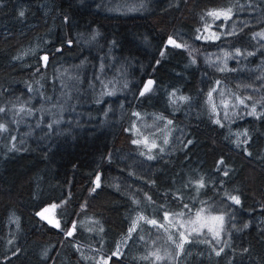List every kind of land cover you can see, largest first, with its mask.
I'll return each instance as SVG.
<instances>
[{"label": "trees", "instance_id": "trees-1", "mask_svg": "<svg viewBox=\"0 0 264 264\" xmlns=\"http://www.w3.org/2000/svg\"><path fill=\"white\" fill-rule=\"evenodd\" d=\"M263 30L264 0H0V264H264ZM203 208L219 237L150 247Z\"/></svg>", "mask_w": 264, "mask_h": 264}, {"label": "rangeland", "instance_id": "rangeland-1", "mask_svg": "<svg viewBox=\"0 0 264 264\" xmlns=\"http://www.w3.org/2000/svg\"><path fill=\"white\" fill-rule=\"evenodd\" d=\"M216 12H226V11H216ZM231 13H229L228 17L225 18V16L220 15L219 17H214L212 16V21L211 23H208L207 25L204 26L203 32H201V37L200 40L203 42H212V41H217L221 38H223L225 35H227V32L235 30V26L239 23V19H232L230 18ZM228 20V21H227ZM229 23V24H227ZM214 34V36H213ZM259 35L257 36L258 39L264 42V30L258 33ZM185 52L188 55H191L195 59H197L200 56V53H193L190 48L185 47ZM68 78L64 77V83L66 82ZM63 81H60V86H63ZM65 85V84H64ZM221 105L223 107H226L228 105V100L225 98H221ZM51 109H54L53 107H48L47 108V113L51 111ZM156 119V120H155ZM148 122H143L142 124V133H144V136L140 137L139 140L136 142L142 144L143 146H147L149 150H158L161 151L163 150L164 147L161 140H159L160 136L162 135V127L158 125V120L157 118H154V122L150 121L148 119H145ZM161 130V131H160ZM51 219H56L55 214L52 216ZM156 224V223H154ZM223 225V218L219 215L213 214L209 208H203L200 210L196 216L190 218V219H176V220H167L164 224H159L158 226L163 229V235H157L155 236L154 241L150 245V247L154 249H165V244L166 241L169 243L175 245V247H178L179 245L176 244V234H180V240L184 241L187 239V235L190 234H195V233H202V232H207L213 237L217 238L219 237L221 233ZM91 227V226H90ZM85 229L87 228V223H84L81 225V230L84 233ZM92 229V228H91ZM166 241H165V238ZM179 241V240H178Z\"/></svg>", "mask_w": 264, "mask_h": 264}, {"label": "water", "instance_id": "water-1", "mask_svg": "<svg viewBox=\"0 0 264 264\" xmlns=\"http://www.w3.org/2000/svg\"><path fill=\"white\" fill-rule=\"evenodd\" d=\"M174 41V44H170L169 40ZM175 45H180L179 47H176ZM169 48V49H176V50H184V47L181 43H179L178 41H176L175 39H173L172 37H169L168 40L165 43V49ZM148 85V88L151 86V84L149 85V82H146L143 89H142V93L145 92V86ZM98 180V177L95 179L94 183L96 184ZM56 211V207L55 205H49L44 207L43 209H41L40 211L37 212L36 217L38 220H40L41 222L47 224L48 226H50L51 228H58L56 225L58 224V220L57 219H51L52 216L55 214Z\"/></svg>", "mask_w": 264, "mask_h": 264}, {"label": "snow or ice", "instance_id": "snow-or-ice-1", "mask_svg": "<svg viewBox=\"0 0 264 264\" xmlns=\"http://www.w3.org/2000/svg\"><path fill=\"white\" fill-rule=\"evenodd\" d=\"M229 13H230V10L228 11V12H223V13H221V12H210V13H208V15H211V16H214V17H219L220 15H223V16H225V18H227L228 17V15H229ZM20 15L22 16L23 15V13L21 12L20 13ZM213 36H214V34H213ZM198 38H200V37H198ZM169 43L170 44H174L175 42L174 41H172L171 39L169 40ZM176 47H179L180 45H175ZM47 58L45 57V60H46ZM152 82L151 81H149V85L151 84ZM145 92L146 91H148V85H146L145 86V90H144ZM141 95H143V93H141ZM0 128H2V126H0ZM134 143H135V141H134ZM98 186V185H97ZM200 187H203V184L201 183L200 185H199ZM231 199L235 202V203H237V204H239V199L237 198V197H235V196H233V197H231ZM150 223H155V221H151ZM57 227L59 226L58 224L56 225ZM68 235H71V233H68ZM217 254H219V253H217Z\"/></svg>", "mask_w": 264, "mask_h": 264}]
</instances>
